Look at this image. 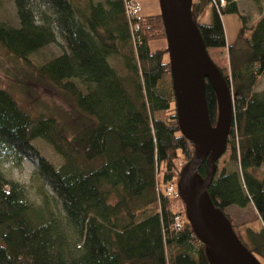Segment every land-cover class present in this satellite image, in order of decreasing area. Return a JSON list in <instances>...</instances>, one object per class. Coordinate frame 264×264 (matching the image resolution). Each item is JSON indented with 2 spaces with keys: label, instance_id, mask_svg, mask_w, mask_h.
Masks as SVG:
<instances>
[{
  "label": "trees",
  "instance_id": "16d2710c",
  "mask_svg": "<svg viewBox=\"0 0 264 264\" xmlns=\"http://www.w3.org/2000/svg\"><path fill=\"white\" fill-rule=\"evenodd\" d=\"M39 1L53 11L66 51L42 65L27 59L56 41L48 19L36 21L29 0H14L19 26L0 24V47L24 62L35 84L64 100L72 116L34 119L0 87V164L35 157L37 174L62 212L35 208L24 187L0 172V264H208L177 189L194 146L178 126L167 49L149 48L150 41L165 39L160 15H128L125 2L132 0ZM209 5L212 22L197 23ZM191 14L206 51L226 50V66L212 62L233 102L226 149L207 194L264 264V175L250 172L264 167V91H255L264 75V12L249 28L241 16L232 45L222 17L239 14L238 0H197ZM110 57L121 59L120 71ZM205 100L214 126L216 98L206 81ZM35 138L60 156V167L37 154L30 144ZM197 173L205 177L206 162ZM248 205L256 228H240L227 214L229 207Z\"/></svg>",
  "mask_w": 264,
  "mask_h": 264
},
{
  "label": "water",
  "instance_id": "95a60500",
  "mask_svg": "<svg viewBox=\"0 0 264 264\" xmlns=\"http://www.w3.org/2000/svg\"><path fill=\"white\" fill-rule=\"evenodd\" d=\"M181 134L194 146L192 159L180 173L178 193L197 238L204 244L208 264H261L239 241L226 216L216 209L207 188L224 153L231 129L233 102L230 86L212 62L192 19L191 0H158ZM205 81L212 88L217 119L211 125ZM206 162L202 179L197 170Z\"/></svg>",
  "mask_w": 264,
  "mask_h": 264
},
{
  "label": "rangeland",
  "instance_id": "374dc122",
  "mask_svg": "<svg viewBox=\"0 0 264 264\" xmlns=\"http://www.w3.org/2000/svg\"><path fill=\"white\" fill-rule=\"evenodd\" d=\"M80 6H85L88 0H74ZM92 2L103 3L105 0H90ZM137 6L135 13L140 16L155 15L160 13L158 0H132ZM197 0H191L196 2ZM239 14H226L222 17L225 32V39L228 45H232L242 26L241 16L245 18V24L249 28L257 23L264 12V0H238ZM29 8L33 12L37 22L48 19L50 22L56 41L46 45L36 52L28 55L27 59L34 65L45 64L60 56L66 51V43L60 35L56 25L53 11L46 4L39 0H29ZM212 22V7L206 6L197 19V23L208 25ZM0 24L18 27L19 18L14 0H0ZM166 40L158 39L149 42L151 50L165 48ZM208 55L217 64L227 65L226 50L209 49ZM110 66L120 71L122 62L119 57L108 58ZM0 87L8 91L15 100L25 109H28L34 119L39 116L55 115V117L71 118L72 110L68 104L55 93H48L38 84H35L24 62L7 54L0 47ZM255 91H264V75L260 78ZM30 144L37 154L44 158L47 163L54 168L60 167L62 160L52 149V147L39 138L31 139ZM232 171L239 170L235 164H229ZM38 161L35 157L29 156L22 159L18 166L10 161L0 164V172L7 180L21 184L26 193L28 201L39 209L51 210L54 214H61V206L55 193L51 190L42 178L37 174ZM250 172L262 179L264 167L250 169ZM46 203V204H45ZM229 211V212H228ZM227 214L233 221L240 224V228L245 226L258 227V219L251 205L245 208L232 206L227 209Z\"/></svg>",
  "mask_w": 264,
  "mask_h": 264
},
{
  "label": "built area",
  "instance_id": "2783aa9c",
  "mask_svg": "<svg viewBox=\"0 0 264 264\" xmlns=\"http://www.w3.org/2000/svg\"><path fill=\"white\" fill-rule=\"evenodd\" d=\"M221 4H223V1H221ZM125 8H126L128 15H130V14L135 13L137 6L133 2H125ZM170 191H171V188L170 187L167 188V192H170ZM176 221L179 224V220L177 217H176ZM178 224H177V226H178Z\"/></svg>",
  "mask_w": 264,
  "mask_h": 264
},
{
  "label": "crops",
  "instance_id": "0c3cea01",
  "mask_svg": "<svg viewBox=\"0 0 264 264\" xmlns=\"http://www.w3.org/2000/svg\"><path fill=\"white\" fill-rule=\"evenodd\" d=\"M229 208H230V207H229ZM229 208H228V209H229ZM228 212H229V211H228Z\"/></svg>",
  "mask_w": 264,
  "mask_h": 264
}]
</instances>
